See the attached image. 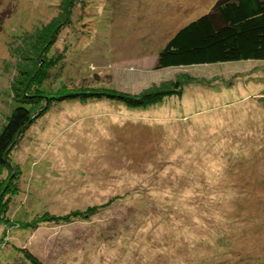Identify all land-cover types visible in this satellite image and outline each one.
I'll return each mask as SVG.
<instances>
[{"label": "rangeland", "instance_id": "obj_1", "mask_svg": "<svg viewBox=\"0 0 264 264\" xmlns=\"http://www.w3.org/2000/svg\"><path fill=\"white\" fill-rule=\"evenodd\" d=\"M217 1L0 0V132L16 91L102 94L50 101L18 139L0 264H264V61L159 65ZM180 79L202 83L147 107L104 95Z\"/></svg>", "mask_w": 264, "mask_h": 264}, {"label": "trees", "instance_id": "obj_2", "mask_svg": "<svg viewBox=\"0 0 264 264\" xmlns=\"http://www.w3.org/2000/svg\"><path fill=\"white\" fill-rule=\"evenodd\" d=\"M66 20L67 18L65 23ZM251 60L264 61V0H218L210 13L192 21L176 33L161 51L159 65L162 68H169ZM235 77L237 76L233 79ZM195 81L202 83L195 79L186 81L180 79L162 83L161 86L154 87L140 96L134 97L126 93L118 94V92L104 95L117 101H127L130 105L134 102L135 105L138 103L140 106L147 107L160 103L168 97L183 94L184 83ZM229 81L233 82V80ZM29 90L22 94L15 92L18 97L15 100L22 105L8 117L6 125L0 132V171L3 168H9L8 159L18 139L37 118L41 117V114L51 105L50 101L62 102L71 99L89 101L102 95L95 92L96 89L84 86L78 90H69L64 86L58 89V95L49 97L42 96L47 95L42 87L38 86L35 96L28 95ZM49 93L53 94V92ZM44 100L49 101L47 106H41ZM11 186L9 184V187ZM3 190L0 189V221L9 223V218L6 219L5 214L3 215L5 211ZM76 216L87 218L81 213H76ZM39 222L44 220L41 219ZM32 225V222H27L22 226L31 227ZM8 226L12 225L6 224L0 244L8 242L10 237ZM27 256H30L32 262L39 264L34 255L26 252Z\"/></svg>", "mask_w": 264, "mask_h": 264}]
</instances>
